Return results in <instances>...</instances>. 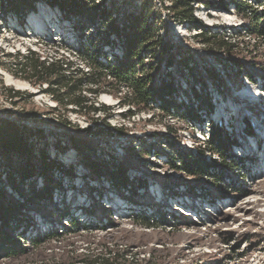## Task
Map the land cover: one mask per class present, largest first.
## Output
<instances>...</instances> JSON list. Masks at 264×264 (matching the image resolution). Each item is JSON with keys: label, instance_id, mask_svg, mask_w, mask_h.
Segmentation results:
<instances>
[{"label": "rangeland", "instance_id": "obj_1", "mask_svg": "<svg viewBox=\"0 0 264 264\" xmlns=\"http://www.w3.org/2000/svg\"><path fill=\"white\" fill-rule=\"evenodd\" d=\"M68 3L69 1L59 2L57 5L59 7L55 10L64 16L61 20L63 23L64 21L67 23L66 20L72 19L73 16L77 17V13L82 19H92V16H89L92 13L87 10L89 7L87 2V4L78 2L79 8L74 4L71 8ZM37 4L38 0H12L10 4L0 2V25L4 23L14 27L11 33L2 35L0 33V112H3L5 107H9L11 109L8 115L15 116L17 119L38 112L43 116L42 122L54 126L57 124L53 121L56 116L50 114V107L45 101L35 100L33 96L36 95L35 90L40 92L39 88L34 86V81L28 83L32 76L31 70L30 68L24 69L28 59H35L37 56L35 54L31 56L33 51L30 49L32 50L31 45L35 38L32 33L28 32L30 26L44 27L47 23H54L56 18H53V15L50 16V12L47 13L45 10L40 12V16L34 15L38 12L35 9ZM43 20H47V23L44 24ZM33 48L36 49L34 45ZM39 51L35 53L41 60L48 57L61 59L64 63L69 60L76 66L80 65L77 57H69L63 54L62 50L57 51L55 47L43 46ZM251 65L256 67L254 74L264 75V42L252 56ZM7 73L12 74L26 85L30 84L34 87V89L17 90L19 94H16L18 98L14 100V107L10 106L4 96L5 87H12L6 81ZM65 74L66 77H63L62 73H50L47 81L62 85L61 89H65V85H79L81 75L72 76L67 71ZM108 81L110 82L102 85L103 91L98 101L110 107V115H107L108 122L117 126L123 124L128 129L124 128V132L128 135H119L118 139L111 136L94 139L77 131L78 127L64 125L62 130L65 134L64 141L71 143L68 155L62 159L71 163L70 171L73 170V173H67L60 179L54 172L53 183L61 180V186H56L52 199H41L33 194L34 186L42 191L45 187V179L39 175L32 178L31 184L28 182L26 186H21L23 192L13 189L10 184L7 189L0 186V191L7 195V203L11 201L20 204L19 216L23 224L18 231L23 230L26 215H32V220L27 228L28 232L26 230L22 232L23 236L37 235L38 232L46 231L51 226H57L61 230L62 222L65 225L69 223L67 218H60V212L70 210L80 221L92 227V230L73 229L67 232L61 237V241L52 240L47 244V254L52 250L63 254L62 251L65 248L66 251L76 250L75 256H79L87 251L105 250V246L108 245L112 248L127 250L126 252L130 254L128 259H137L145 264H264V178L257 176V179L256 177L247 178L244 167L238 172L237 166H228V160L224 161V159H219L220 162L216 163L208 161L209 159L205 160L211 165L214 164L215 167L210 168V171L219 174V179L223 181L211 175L201 177L188 175L185 172L171 170L172 162H175L176 158L168 156V151H166L168 153L167 162L165 159L163 163L149 164L150 156L146 154V149L135 150L132 146L137 145H129V143L137 139V141H142L145 147L148 146L156 141L152 139L154 135L163 137L161 132L166 131L165 124L161 123L160 116L150 121L152 117L148 111L136 114L130 120L126 117L127 115H122L127 110L126 107L120 106V98L124 93L119 94L117 85L114 82L112 84V80ZM26 85L14 86L22 88ZM104 94L106 97H111L112 102L106 101L103 98ZM61 113L63 111L59 112ZM91 115L89 118L92 117ZM68 116L76 125H79V121L83 119L82 116L76 114L69 113ZM60 124L63 126V122ZM183 124V122H175L173 130H170L169 139L173 142L175 149L180 150L181 153H189L191 148L186 149L189 144L186 138L190 134L192 124ZM71 134L75 140L70 137ZM78 139L87 142L97 150L112 153L110 155L112 158L119 157V169L113 171L115 162L112 161L113 164L111 160L106 164L108 158H111L108 155H105V159L98 155L100 158L98 159L97 154L91 157L85 149H82L79 154L77 150H71ZM222 139L227 142L225 138ZM117 142L120 143L119 145L121 143L125 145V154L122 155L116 150ZM82 144L81 141L77 143L81 147ZM165 149L170 148L167 146ZM228 153L233 155V151L229 149ZM69 155L78 159L75 160ZM38 156L39 154L35 158L37 159ZM90 157L91 159L96 157L94 159L97 162L96 170L87 161ZM18 159L20 161L21 158L17 157L16 160ZM39 160L35 161L38 163ZM98 164L102 168L105 180L98 178L102 175L95 173L99 170ZM83 165L86 166L87 171H90V175L93 174L91 177L79 175L84 172ZM225 168L230 170L226 171ZM119 171H123V174L118 175L120 179L116 184L126 185V189L107 182L108 176L112 180L116 178V172ZM249 171L254 175L253 169ZM257 174H264V163L260 172H256ZM233 181L237 182L231 183ZM153 183L158 184L153 187ZM155 187L165 191L163 196L158 191H155L153 195L151 188ZM254 195L257 197L249 198L250 203H248L247 210L250 208V211L248 214L240 211L238 213L235 208L238 202L242 200L241 205L246 197ZM144 217L156 223L155 226L145 227L140 222V219ZM1 223L0 220V226H2ZM27 260L23 257V259L11 261L2 257L0 264H29Z\"/></svg>", "mask_w": 264, "mask_h": 264}, {"label": "built area", "instance_id": "obj_2", "mask_svg": "<svg viewBox=\"0 0 264 264\" xmlns=\"http://www.w3.org/2000/svg\"><path fill=\"white\" fill-rule=\"evenodd\" d=\"M62 1L83 4L87 2L89 6L87 10L94 15L93 18L82 19L77 13V17L73 16L72 19L66 20L67 23L65 21L63 23L61 20L64 16L59 13L55 21L60 25L64 24L67 31L65 33L30 31L35 38L30 51L38 53L41 47L50 46L57 48V51L62 50L63 54L69 57H77L80 65L76 66L68 59L63 64L69 75H81V77H89L94 71L93 65L82 59V52L88 51L93 54L103 71V82L100 84V89L98 88L99 91L92 93L89 88L97 89L98 84L85 79L82 83L84 85L82 93L90 99L89 105L93 103L98 110H81L75 104L64 107L59 104L54 93L47 90L48 83H34L40 92L35 90L37 92L33 97L37 101H45L50 107V114L56 116L53 120L57 122L56 125H46L42 122L43 116L38 112L18 119L8 115L11 109L9 107H5V110L0 112V120H7L19 127L33 153L40 155L41 151H46L51 159L56 160L65 169L72 168L71 163L62 159L68 155L71 143L64 141L65 134L62 130L64 125H67L65 120L71 123L67 125L68 127H78L77 131L89 138L100 139L104 136H111L118 139L119 135H128L124 132L127 127L123 124L117 126L108 122L107 115H110V107L98 101L103 91L102 85L112 80V84L114 82L117 85L118 93L121 95L124 93L120 98V106L126 107L127 110L122 115H127L126 117L130 120L136 114L148 111L152 117L150 121L160 116L161 123L165 124L166 131L161 132L163 137L154 135L152 139L156 141L148 146L145 147L142 141H137V139L129 143V145H137L132 146L135 150L146 149V154L150 156L149 164L163 163L165 159L167 162L168 153L166 151L169 152L168 156L176 158L175 162L179 164L180 154L188 153H181L180 150L175 149L176 147L169 139L170 130H173L175 122L179 121V123L183 122V125L192 124L190 134L186 138L189 143L186 149L191 148L189 153L205 160L209 159L208 161L213 163L220 162L219 159L228 160V163L237 166L238 172L244 167L241 164L245 156L244 146L236 141L241 140L240 130L246 128V132L251 134L255 126L254 115L264 118V75L260 72H258L260 74H254L256 67L251 65L252 56L264 42V34L257 31L258 27L264 26V0H196L192 2L194 19L182 21L175 18L173 11L175 0H38V4L35 5L38 12L34 15L40 16L42 10L54 13L59 7L57 5ZM0 2L10 4L11 0H0ZM239 4H244L246 8L240 10ZM256 15L260 17L259 23H257ZM140 19L152 27L154 35L140 46L133 64L128 60L129 39L134 36ZM0 26H3L0 28L1 35L14 30L10 24L1 23ZM26 26L28 28V25ZM206 36L211 38L210 41L204 40ZM220 40L224 43L223 47L219 46ZM42 60L52 62L57 59L45 57ZM122 66L127 67L129 80L120 81L116 78L114 71ZM142 76L148 77L149 85H154L157 89L165 86L168 88H165L160 93L161 95L157 92L155 101H151L149 106L143 104L139 106L128 102V98L134 93L132 80ZM28 83H31V80H28ZM10 86L15 89L5 87L4 96L13 107L15 106L14 100L18 98L16 94H19L17 90L34 89L30 84L22 88ZM160 96L176 102L181 115L162 112ZM60 111L63 113L59 114ZM186 111H191V114L184 116L183 113ZM69 113L82 116L83 119L79 121V125L71 121ZM90 115L91 118H89ZM239 117L240 120H238ZM60 122H63V126ZM197 126L198 129H196ZM214 127L225 138L227 151L228 149L233 151V155L228 153L227 158H224L210 148L208 142ZM117 128H122L123 131H118ZM77 131L75 132L78 133ZM70 137L72 138V134ZM119 144L117 142L115 148L123 155L126 152L125 145ZM167 146L170 149H165ZM94 149V155L97 154L104 159L105 155L108 157L112 155L110 152ZM71 150L77 149L73 147ZM64 151L67 152L64 153ZM77 153L79 154V151ZM99 156L98 159H100ZM118 158L114 156L107 160L115 162L116 166L112 168L113 171L119 169ZM213 167H215L214 164L211 165V169ZM82 168L84 172L79 175H85L87 178L93 175H90L85 165ZM171 170L177 169L171 167ZM225 170L230 169L225 168ZM245 170L247 178L256 176L264 178V174L252 175L247 168ZM55 175L62 179L67 173L56 169ZM218 175L216 174L215 178L219 179ZM98 178L105 180L103 175ZM107 180L109 184L117 186V179L110 180L108 176ZM219 180L223 181V179ZM157 184L152 185L154 187ZM0 186L6 189L10 187L5 173L0 180ZM123 187L127 188L126 185Z\"/></svg>", "mask_w": 264, "mask_h": 264}, {"label": "trees", "instance_id": "obj_3", "mask_svg": "<svg viewBox=\"0 0 264 264\" xmlns=\"http://www.w3.org/2000/svg\"><path fill=\"white\" fill-rule=\"evenodd\" d=\"M194 1L196 0H175L173 11L175 18L178 21L194 19L192 6V2ZM68 4L71 8H73V4L79 8L77 2L70 1ZM245 8L246 6L244 4H239L240 10H244ZM89 16H92L91 18H93L94 15ZM256 19L257 23H259L260 17L258 15H256ZM258 28L257 31H259L261 34H264V26ZM153 35L154 30L152 27L140 19L136 26L134 36L129 39V63H135L134 60L138 55L140 46L147 42L148 39H150ZM210 39L211 38L207 36L204 38L205 41H210ZM223 45L224 43L220 40L219 46L223 47ZM34 54L37 55L35 59H28L27 63L24 65V69L30 68L31 70L32 76L29 80L34 81L35 83L39 82L41 84L48 83L49 86L47 90L52 91L59 104L64 107H67L69 104H75L81 110H98V107H96L93 103L89 105L88 102L90 99L82 93L84 86L82 83L85 79L98 84L96 85L98 86L97 89L93 87L89 88L92 93H97L100 89V84L103 82V71L93 54L89 53L88 51H83L81 56L82 59L89 61V63L93 65L94 71L92 75L89 77H81L79 79V85H65V89H61L62 85L47 81L49 80L50 73L58 72L62 73L63 77L67 76L65 74L66 69L64 67L63 61L61 59H57L52 62H47L41 60V58L35 52H32L31 56ZM114 74L120 81H126L130 79L126 66L118 68L114 71ZM132 82L134 83V85H132L134 88V93L128 98V102L135 103L139 106L142 104L144 106H149L151 101H155L157 92L160 94L165 88L168 89L166 86L157 89L154 85H149V78L144 76L135 78L132 80ZM161 100L162 112L166 114L181 115L180 108L176 102L170 101L169 99L163 97H161ZM190 114L191 111H186L183 113L184 116ZM65 124L71 125V123L67 120H65ZM118 131H123V129L119 128ZM222 138L224 137L221 135L220 131L214 127L208 144L211 149L220 153V155H222L224 158H227V142H225ZM79 141L83 143L82 147L77 145ZM74 147L79 152H81L82 149L87 150V153L91 157L95 153V149L90 144L80 139L75 141ZM35 156L36 155L33 154L32 149L26 142L25 137L20 132L19 127L7 120H0V161H2V163H0V180L2 179V175L5 173L8 177L9 184L12 185V187H14L17 191L23 192L21 186H26L28 182L31 184L32 178L36 177L37 175L42 176L45 179V187L42 191L41 189H38L34 186L33 194L41 199H52L53 191L55 190L56 186H61V180L60 182L57 181L55 184L53 183L55 179L54 172L56 169L63 170L68 174H72L73 170L70 171V169L67 170L65 167H62V165L56 160L51 159L50 155L46 151H41V154L37 159ZM17 157L21 158L20 161L19 159L16 160ZM91 157L88 158L87 161L91 163V165L94 166V170H96L97 162H95L94 159H91ZM180 158V163H172V168L192 176L201 177L203 175H211L216 177V173L210 171L211 164L206 162L202 157L191 153H185L184 155L180 154ZM35 160H39V164ZM107 162L109 161H106V164ZM228 166H233V163H228ZM98 168L99 170L94 172L98 175H102V168L99 166V164ZM121 174H123V171L116 172L115 179H117V182L118 179H120L118 175ZM117 186L123 187L125 185L122 186V184L119 183ZM6 200L7 195L0 191V220L2 221V226H0V258L3 257L11 261H16L23 259L24 257V259H28L27 262H29V264H145L139 262L137 259H128L130 254L126 252L127 250H122L117 247L112 248L108 245L105 246V250L103 249L102 251L97 252L87 251L86 253H82L79 256H75L76 250L73 249L72 251H66L65 248H63V254L55 252L54 250L47 254V244L52 242V240L61 241V237L67 232H71L73 229H83L89 231L92 230V227H89L86 223L80 221L78 217L74 215V213L70 212V210H65L60 212V218H67L69 226L62 222V231L57 228V226H51L46 231L40 233L38 232V234L36 233L37 235L32 236L31 234L28 236H23L22 232L25 230L28 232L27 228L32 220V215H26L24 222L27 226L25 227V225H23V230L18 231L21 228L20 226L23 224L19 216L20 204L13 203L11 201L7 203ZM140 222L145 227H154L156 224L151 222V220L147 217L140 219ZM65 255H67V257Z\"/></svg>", "mask_w": 264, "mask_h": 264}, {"label": "bare ground", "instance_id": "obj_4", "mask_svg": "<svg viewBox=\"0 0 264 264\" xmlns=\"http://www.w3.org/2000/svg\"><path fill=\"white\" fill-rule=\"evenodd\" d=\"M52 15H53V18L55 16H57V15L58 16L56 18L59 17V14L57 12H54V13L53 12L52 13L50 12V16H52ZM54 21H55V19H54ZM40 22H41V20H40ZM45 23H47V20H45L44 24ZM35 30L38 33H44L45 31L46 32L47 31H53V32H55V31H61V33H65L67 31L66 27L63 26V25L58 24L57 21H55L54 23H52V22L47 23L44 27H40V28H35V25H31L28 32L35 31ZM6 81H7V83L9 85H17V86H24V85H26L23 81L17 79L16 77H14L10 73H7V75H6ZM103 98L106 101H109L110 100L109 96L108 97L103 96ZM110 102H112V101L110 100ZM238 120H240V117L238 118ZM254 121H255V126L253 127L252 133L251 134H248L246 132V128H243V129L240 130V139L241 140H238L237 139L236 141H237L238 144L243 145L244 146V150H245L244 151L245 152V156H244V159L241 161V164L245 168H247L248 171H249V169H253V174L256 175V172L257 171L260 172V169H261V167H262V165L264 163V160L262 161V158L264 156V118H262L259 115L258 116H255L254 115ZM71 158H74L73 155L71 156ZM234 182H237V181H233L231 183H234ZM157 187H155V190L152 191L153 192V195L155 194V191L156 192L158 191L159 193H161V196H163V193L165 191H163L162 188H159V190H158ZM254 197H257V196L254 195V196H251V197H249V196L246 197L245 200H244V202L242 203V204H247L245 206H243L242 204L240 205V203L242 201V200H240L238 202V205L235 207L236 208V211L238 213L240 211V212H243V213L245 212V213L248 214V212L250 211L249 210L250 208L247 210V206L249 205L248 203H250V199H253ZM259 199L260 198H258V200Z\"/></svg>", "mask_w": 264, "mask_h": 264}]
</instances>
